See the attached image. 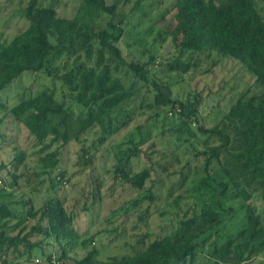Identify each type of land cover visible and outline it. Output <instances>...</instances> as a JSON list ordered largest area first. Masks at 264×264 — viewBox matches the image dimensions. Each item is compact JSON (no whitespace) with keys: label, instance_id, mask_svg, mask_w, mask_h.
I'll return each mask as SVG.
<instances>
[{"label":"trees","instance_id":"trees-1","mask_svg":"<svg viewBox=\"0 0 264 264\" xmlns=\"http://www.w3.org/2000/svg\"><path fill=\"white\" fill-rule=\"evenodd\" d=\"M163 2L135 0L131 11H142L148 3L161 8ZM120 8V0H80L78 13L66 17L52 4L29 0L21 10L27 26L0 41V93L24 72H43L63 89L60 100L48 89L33 95L29 88L13 106L0 102L4 112L0 129L10 119L28 132L38 149L37 164L43 168L40 174L30 171L24 150L10 162L0 163V264H10L9 257L28 260L37 251L44 255L50 246L53 252L44 264L104 263L97 248L69 263V248L76 247L81 236L72 208L57 194L69 181L61 166L64 148L78 143V165L91 166L90 151L129 128L135 120V103L141 108L147 99L146 107L170 122L156 138L160 149L154 150V143L141 147L147 141L141 128L128 134L126 147L113 148L115 173L143 194L134 204L153 201L167 186L172 188L170 178L168 182L151 179L154 166L168 172L171 160L159 164L160 159L171 154L178 158L177 149L195 139L202 145L194 154L201 176L173 201L178 217L170 232L155 237L143 234L130 254L110 257L105 263L246 264L259 258L263 264L264 15L256 0H172L160 14L163 20L174 10L177 21L170 35L178 56L160 62L166 77L186 75L201 63L210 61L215 67L217 61L230 60L254 79L212 127L202 123L199 101L173 99L163 92L166 86L154 76V50L147 62L128 61L117 45L125 32L123 22L96 20L103 13L117 15ZM85 18L95 19L86 22ZM167 34L160 32L157 39ZM181 34L186 35L183 41ZM66 90L69 95L63 93ZM93 131L96 137L88 145L85 136ZM142 156L145 166L133 172L132 160ZM188 167L183 164L185 170ZM148 180L151 186L146 187ZM44 184L48 195L37 207L25 190L40 193ZM191 197L193 202H186ZM93 237L81 245L85 247Z\"/></svg>","mask_w":264,"mask_h":264},{"label":"rangeland","instance_id":"rangeland-1","mask_svg":"<svg viewBox=\"0 0 264 264\" xmlns=\"http://www.w3.org/2000/svg\"><path fill=\"white\" fill-rule=\"evenodd\" d=\"M29 0H0V41L11 39L22 28L27 26L25 19L22 17L21 10L25 8ZM172 0H164L161 8L149 7V3L143 10L131 11L135 0L125 3L120 0V9L115 16L109 14L98 15V22H107L112 20L115 23L123 22L124 35L117 43L125 58L132 62H147L149 54L154 50L157 56L154 63V76L166 87H162L163 92L173 99L185 100L190 98L200 102L201 121L206 127L216 125L223 115L229 110L231 104L239 97L241 92L253 85L254 79L247 73L237 62L224 60L218 62L215 67L211 66L212 62L201 63L199 68L193 69L183 76L177 77L172 74L165 76V67L161 65L171 62L177 56V50L171 42L170 33L177 25L175 11L172 10L165 14L163 20L160 14L169 5ZM42 4H52L59 14L66 17H72L78 13L80 0H41ZM259 10L264 15V0H256ZM84 11L80 13L82 15ZM87 18V16H84ZM85 21L88 22L90 18ZM165 33L162 39L158 40L159 33ZM186 35H179V40L183 41ZM145 51V52H143ZM33 95L44 89L54 92L55 97L60 100L62 88L58 82L43 72H24L3 92L0 98L9 106H13L20 100L24 89ZM63 93L69 95L66 90ZM21 99V98H20ZM150 102H144L143 107H139V102L135 103L136 115L135 120L129 128L111 137L99 150H91L89 157L94 156L93 163L87 168L78 165V156L80 145L70 143L64 148L61 162L62 168L68 176V184L64 185L58 195L64 200L67 207L75 216V227L80 233L81 239L75 246L69 248L71 259H80L94 248L100 249V260L107 262L108 258L113 256H123L131 253L139 237L143 234L155 237L160 233H168L176 222L177 209L172 206L173 201L192 188L193 182L201 176V170H196L195 166L200 165L194 158L195 150L201 149L202 145L198 139L189 144L180 146L177 149L176 156L169 155L165 159H160L159 164L168 162V172H163L157 168L152 171V180L157 178H170L174 185L171 189L167 186L160 191L158 198L153 201L146 199L139 204H134V200L142 196L138 191L132 189L115 173L116 159L113 157V148L118 145L120 148L127 146V136L131 132H137L141 128L147 141L142 148H147L154 143V150L160 149L156 144L157 136L169 127V120L163 115L156 116L146 106ZM4 117V112L0 110V118ZM87 144L90 145L96 137L94 131L86 136ZM136 138L138 136L136 135ZM0 163L11 161L16 152L24 150L26 152V164L30 171L40 174L42 166L37 164V148L35 140L28 132L21 128L20 125H14L10 119L5 120L0 129ZM152 152V151H150ZM10 160V161H9ZM147 160L142 156L132 160V171L142 169ZM187 164L188 169L183 168ZM83 164V163H82ZM215 167V166H214ZM175 171H178L175 173ZM184 172V175L180 173ZM3 173L9 177L7 170ZM47 176V175H46ZM44 178V177H43ZM23 183V182H22ZM26 184H23L25 186ZM151 183H146V187ZM26 188V187H25ZM31 189V188H30ZM30 189H24L30 192L34 197L37 207L43 204V199L48 195L47 184L41 186L40 193L31 192ZM194 198H187L186 202H193ZM86 203L85 207L84 204ZM186 203L183 201L181 209L184 210ZM16 210L20 207L14 206ZM180 213L179 215H181ZM13 223V222H12ZM94 241L88 245H81L82 240H90L91 236ZM46 253L34 252L32 258L13 259L9 257L10 264H44L47 255L53 252V248L46 247ZM56 254V253H55ZM261 259L252 260L246 264H260ZM264 264V259L262 260ZM47 263V262H46ZM244 264V263H243Z\"/></svg>","mask_w":264,"mask_h":264}]
</instances>
